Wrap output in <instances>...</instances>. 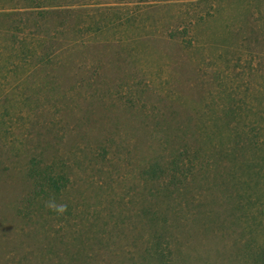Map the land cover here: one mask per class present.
I'll return each instance as SVG.
<instances>
[{
	"label": "rangeland",
	"instance_id": "1",
	"mask_svg": "<svg viewBox=\"0 0 264 264\" xmlns=\"http://www.w3.org/2000/svg\"><path fill=\"white\" fill-rule=\"evenodd\" d=\"M154 235L262 262L264 0H0V264H149Z\"/></svg>",
	"mask_w": 264,
	"mask_h": 264
},
{
	"label": "trees",
	"instance_id": "2",
	"mask_svg": "<svg viewBox=\"0 0 264 264\" xmlns=\"http://www.w3.org/2000/svg\"><path fill=\"white\" fill-rule=\"evenodd\" d=\"M179 165L180 164L177 163L171 169L172 172L170 173V178L172 179H169L170 181H175L181 175L180 171L182 172L183 169L181 168V165L180 167ZM142 171L143 172H140V174H142L143 176H148V180L147 177L144 176L148 183L150 178H154V182L157 181L158 185L163 184L164 180L162 181V179L165 177V175H162L161 172L163 171L161 170L159 163L153 164L151 169H148L146 167ZM152 173H155V176H153ZM30 176L36 188L37 195L42 194L43 196H45L48 195L49 192L58 195L64 187V183L62 182V176L60 174L59 176L57 174H52L48 170L42 171L40 169H32ZM167 176L169 177V175ZM37 188H39L40 191H37ZM159 191L160 189L156 190V192ZM145 209L146 211L140 212L141 215L145 214V218H149L152 222L158 223V220L160 219L158 218V216L159 214L161 216L162 212H158L156 210L153 211L152 209L150 210V212L148 207H146ZM138 213L136 214V216H138ZM154 236L157 238L151 239L150 245L144 248V251L140 257L143 258L144 261L149 260V264H173L172 259H170V254L172 253L170 244L167 243L165 238L160 239L159 235ZM260 258L262 262H259V260L258 262L260 264H264V251L260 252Z\"/></svg>",
	"mask_w": 264,
	"mask_h": 264
}]
</instances>
